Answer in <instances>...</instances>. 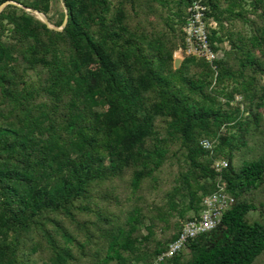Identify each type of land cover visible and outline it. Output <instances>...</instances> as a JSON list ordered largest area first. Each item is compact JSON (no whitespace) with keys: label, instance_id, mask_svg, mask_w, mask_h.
Returning <instances> with one entry per match:
<instances>
[{"label":"trees","instance_id":"1","mask_svg":"<svg viewBox=\"0 0 264 264\" xmlns=\"http://www.w3.org/2000/svg\"><path fill=\"white\" fill-rule=\"evenodd\" d=\"M6 1L25 8L0 14V264H254L264 155L246 149L264 147V0L204 1L213 49L230 44L217 78L204 59L175 68L196 0H64L62 31L27 11L52 0ZM219 158L235 205L157 262L216 191Z\"/></svg>","mask_w":264,"mask_h":264},{"label":"built area","instance_id":"2","mask_svg":"<svg viewBox=\"0 0 264 264\" xmlns=\"http://www.w3.org/2000/svg\"><path fill=\"white\" fill-rule=\"evenodd\" d=\"M205 0H196L188 9L185 17L183 31L185 33L184 43L175 52L174 58L181 57L183 61L186 57H194L208 61L215 72V78L218 76V67L216 62L223 59V49L214 50L210 41L215 29H218V22L209 15L210 6ZM241 102L242 98L237 97ZM202 145L207 150L213 151L215 144L205 139ZM213 169L218 174L216 191L203 199L202 212L198 218L186 220L182 223L181 232L178 239L172 242L168 251L159 256L157 262L167 258H173L187 247V244L200 237L203 234L212 232L221 223L224 214L230 210L236 203L225 185L223 184V172L229 167V162L224 158H219L213 163Z\"/></svg>","mask_w":264,"mask_h":264},{"label":"rangeland","instance_id":"3","mask_svg":"<svg viewBox=\"0 0 264 264\" xmlns=\"http://www.w3.org/2000/svg\"><path fill=\"white\" fill-rule=\"evenodd\" d=\"M52 7H51V11L46 15L50 21V23L54 26H56V23L59 21L60 17H61V14L62 12L64 11V7L61 3L60 0H52ZM34 14V13H33ZM38 19L39 18H42V16L39 14V16L37 14H34ZM154 19V17H152ZM222 53H223V58L225 56V51H228L230 50V44L228 42L224 43L222 45ZM178 59H182L181 57L178 56ZM263 82H264V79H263ZM258 96H261L263 97L264 96V89L261 88L259 91H258ZM241 108H243V105H241ZM263 114H264V109L262 110ZM251 149L252 148H247V152L248 153V158H253V157H260L262 155H264V147L263 149H255L256 152H251ZM167 181L169 180V178L166 179ZM169 185H170V182H166L164 183V187L165 189L169 188ZM145 194L146 195H149V196H152L153 198L156 197L157 195L159 197H161L162 195H160L159 193H155L153 191H151V189L149 190H146L145 191ZM251 201H253L255 204L258 205V209L255 210V211H252L250 212V214L248 215V220L251 222V223H254V222H262L264 221V186L259 190V191H256V192H253L251 195H250V198H249ZM181 223L184 222V220H180ZM146 233V232H145ZM158 234L159 236L161 237L162 234L164 233H161V230H158ZM167 235V237L169 236V234H165ZM254 264H264V254H262Z\"/></svg>","mask_w":264,"mask_h":264},{"label":"water","instance_id":"4","mask_svg":"<svg viewBox=\"0 0 264 264\" xmlns=\"http://www.w3.org/2000/svg\"><path fill=\"white\" fill-rule=\"evenodd\" d=\"M60 1H61L62 5H63V7H64V11H65V19H64V22H63V24H62L61 27H58V26H54V25H52V24L50 23L48 17H47L44 13H42V12H40V11H37V10L31 9V8H27V11L32 12V13H34V14H37L38 16H39V14H40V15L42 16V18H39V19H40L41 21H43V22H44L49 28L54 29V30H57V31H62V30L67 26V23H68V20H69V14H68V8H67V6H66L65 1H64V0H60ZM10 4H14V5H17V6H19V7L25 8L24 6H22V5H20V4L16 3V2H14V1H6V2H4V3L0 6V14H1V13L3 12V10H4L8 5H10ZM39 17H40V16H39ZM181 63H182L181 59L176 58V59H175V68H179L180 65H181Z\"/></svg>","mask_w":264,"mask_h":264}]
</instances>
